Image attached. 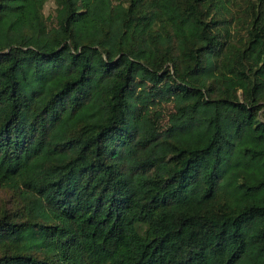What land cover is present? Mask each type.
Masks as SVG:
<instances>
[{"label":"trees","instance_id":"trees-1","mask_svg":"<svg viewBox=\"0 0 264 264\" xmlns=\"http://www.w3.org/2000/svg\"><path fill=\"white\" fill-rule=\"evenodd\" d=\"M2 37L0 264H264V0H0Z\"/></svg>","mask_w":264,"mask_h":264},{"label":"rangeland","instance_id":"rangeland-1","mask_svg":"<svg viewBox=\"0 0 264 264\" xmlns=\"http://www.w3.org/2000/svg\"><path fill=\"white\" fill-rule=\"evenodd\" d=\"M51 8L50 6L46 7V11H49ZM11 42V40L7 37H2L0 40V43L4 44V45H9V43Z\"/></svg>","mask_w":264,"mask_h":264}]
</instances>
